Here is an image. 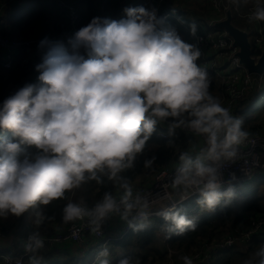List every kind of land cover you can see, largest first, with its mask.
<instances>
[{
    "label": "clouds",
    "instance_id": "clouds-1",
    "mask_svg": "<svg viewBox=\"0 0 264 264\" xmlns=\"http://www.w3.org/2000/svg\"><path fill=\"white\" fill-rule=\"evenodd\" d=\"M253 3L249 20L264 22V0ZM122 11L119 19L93 17L63 38H42L36 82H26L0 101V130L11 133L0 138V219L31 210L38 227L51 219L44 206L66 200L64 224L85 221L100 235L105 221L119 217L134 232L143 230L152 205L169 193L134 191L123 173L135 167L165 122L170 137L181 129L203 139L198 150L179 153L171 188L197 193V205L209 212L236 195L231 184L222 190L223 169L238 161L250 133L243 118L210 92L208 72L197 63L200 47L183 40L174 26H164L154 7ZM188 27L195 36L196 24ZM155 160V155L145 159L144 167ZM105 180L118 186V197L104 191L89 206L76 195L83 184ZM155 215L165 222L166 238L197 227V218L176 204ZM77 234L78 229L72 232ZM44 244L39 231L24 242L31 264H40L36 254ZM110 258L103 246L96 264H110ZM180 259L193 264L190 256ZM117 264H140V259L125 256ZM243 264H264V245Z\"/></svg>",
    "mask_w": 264,
    "mask_h": 264
},
{
    "label": "built area",
    "instance_id": "built-area-1",
    "mask_svg": "<svg viewBox=\"0 0 264 264\" xmlns=\"http://www.w3.org/2000/svg\"><path fill=\"white\" fill-rule=\"evenodd\" d=\"M51 5L52 9L49 13H53L59 16L56 23L46 29H40L34 32L32 35L26 38L12 39L0 37V68L3 71H10L16 68L17 57L20 52L25 51L32 59V67L36 63L40 62V55L37 51L38 42L45 36L49 38H63L67 34L77 30L81 26L85 25V21L82 22L83 14V0H41ZM94 6V17H107L108 16V1L109 0H91ZM119 0V5L123 8L132 6L135 7L141 2H147L150 7H154L157 10L158 17L164 18V25L170 19V13L168 8H174L178 13H188L193 23L197 26L195 36L192 35V43H196L201 49V56L198 61L206 69L214 72L215 76L220 79L224 86L226 98L223 99V105L232 110V107L239 101H241L246 93L254 87V77L252 74H248L244 68L238 64V59L234 57L236 51L231 47V41L226 36L225 32L217 30L212 27L213 22L219 21L225 17V10L228 6L233 9V17L243 20L247 27L244 29L248 33L249 41L251 43V49L253 51V57L258 58L261 51L264 49V22L250 21L249 15L254 9L253 0H245L244 6L240 7L232 0ZM15 0H7L4 6L0 8L1 13ZM193 4L198 14H192L187 11V7ZM1 19V18H0ZM243 29V28H242ZM34 58L39 60L36 62ZM20 71V70H19ZM32 82H36V77L32 79ZM166 125L167 123H162ZM201 138V137H200ZM176 167L164 168L158 171L152 179L146 181L138 180V182L130 183L134 191L139 190L141 192H167L169 193L166 199L160 200L152 205V214L149 219L156 217L155 211L159 210L163 206L176 204L177 207L182 206L194 200L198 194L191 191L183 192L178 189H172L171 178L174 174ZM264 171V135L254 134L250 135L240 146V158L232 165H229L223 169L222 174V190L229 184L233 187L240 183H244L246 179L253 178L257 171ZM234 176V178H233ZM249 180V181H250ZM167 185V187H165ZM78 191H76V195ZM117 197L119 193L116 194ZM72 198V197H70ZM91 206L92 204H88ZM199 206L194 204V209ZM192 211L186 210L185 213L190 215ZM114 218L112 217L104 222L101 227L100 235L90 232L85 221H77L74 224H66L61 230H57L51 235L42 233L37 228L30 229L22 238L20 247L13 254H5L0 252V264H23L25 260L31 256V253L24 251L23 245L28 236L33 231H39L44 237L45 244L51 248H56L59 245L71 244L77 245L85 242L88 236L94 238L92 243L97 245L94 252V259L90 264H96L97 253L103 246H109L110 241L120 239L121 235L129 230L127 223L122 221L121 230L112 237H108V231ZM78 229L76 236L72 235L74 230ZM165 234V232H164ZM264 234V213L257 214L250 218L249 221L242 227H235L232 231L227 232L219 237H214L212 240L199 241L195 244V247L190 250H175L174 248L166 249V259L162 262H149L148 264H183L180 259L182 256H190L193 260V264H210L211 260L216 254H220L226 249L241 248L247 246L254 236ZM169 238H166L168 241Z\"/></svg>",
    "mask_w": 264,
    "mask_h": 264
},
{
    "label": "trees",
    "instance_id": "trees-1",
    "mask_svg": "<svg viewBox=\"0 0 264 264\" xmlns=\"http://www.w3.org/2000/svg\"><path fill=\"white\" fill-rule=\"evenodd\" d=\"M6 1L7 0H0V8L4 6ZM244 1L245 0H239V2L235 4L243 7ZM143 5H145L146 8H151L147 2H143L139 6ZM107 7L108 18L119 19L123 16V7L119 5V0H109ZM94 14L95 11L92 1L83 0L82 18L85 19V25L91 20V18L94 17ZM180 15L187 16L186 13H180ZM1 16L0 35L6 37L9 40L15 39L10 34L7 24H3L1 22V20L6 17L5 14ZM24 18L25 17L23 14H19L18 19L14 24H12V27L19 28L17 36L21 38L30 36V33H32V31L37 28L36 26L39 23V21H37L36 23L32 24L29 18H26L23 22ZM167 25L174 26L179 35L183 33L181 30L182 27L176 21V19L168 20L164 26ZM234 25L239 28H245V25L239 26L235 23ZM191 37L192 36L188 38L184 37V39L185 41L189 42ZM34 60L36 61V58H34ZM32 62L33 59L28 54H26L25 51H22L17 57L15 69L3 71L0 68V101L12 94L19 87L23 86L26 82H32V79L37 77L38 73L31 69ZM197 63L203 67L200 62L197 61ZM206 70L210 79V92L212 94L219 93L221 98L225 100L226 93L220 79L215 76L213 71L209 69ZM253 77L254 87L251 88L246 93V96L241 101L237 102L231 110L234 115H238L243 118V127L249 131L250 135L260 134L259 131L261 130L262 125L257 119L259 115L262 116L264 114V74L261 76L253 75ZM0 138H11V133L8 130H0ZM197 139V136H194L193 134L181 129H177L175 134L170 137L167 132V126L160 124L157 126V129L153 133L150 140L146 143L143 153L138 156L135 167L126 170L123 175L127 177L129 183H134L136 181L138 182L139 179L144 182L149 179V177L154 176L161 169L169 167L172 168L174 164H178L177 158L179 153L184 150H190L196 144L195 142ZM169 140L172 142L169 143ZM153 155H155L156 160L150 167L145 168L143 164L144 160L150 158ZM254 176L253 180H255L257 176H262L259 177L256 182L261 180L264 181V171H257ZM241 187H247V185H244V183L235 185V192ZM77 191V196H82L86 202H90L92 199H99L104 191H111L114 195L119 193L118 186L107 180H105V183L102 185H97L94 181L85 183ZM241 195H244V193H236L234 198L228 204L225 205L222 201L221 205L217 206L215 210L210 212L202 211L199 207L194 209V204L196 203L198 196L194 200L183 204L179 208L182 210H191L193 214H197L198 221L196 230L185 232L183 235L179 236L173 234L168 241L165 238L162 228V225L165 222L159 216L153 217L150 220L152 223L141 231L134 232L130 228L121 235L119 240L115 239L112 243L113 247H117L122 251L118 253L113 251L111 247L109 248L111 253L110 264H117V261L125 256L139 257L140 264H148L149 260H146L147 256L142 252V250L145 251L153 242L161 243V245H167L169 248H174L175 250L181 251L183 249L187 250L189 248H194L195 244H197L199 241L212 240L214 237H216V235L219 234L218 232L221 227H226V224H228L230 221V216H232V214L235 212L240 211L236 210V198ZM66 202V200H58L47 206H44L45 215L47 217H51V219L46 220L42 225L39 226V229L44 231L45 234L51 235L54 232V229L60 228L64 224L61 219V209ZM250 208H241V212L249 210ZM30 213H32L31 210L20 216L19 220L17 221L12 220V222H9V218L0 219V233L5 235L8 234L13 228H19ZM243 213L246 212H242L239 215L235 214L236 216L234 217V220H232V223H239L243 218H245ZM263 213L264 210L255 213L254 216ZM5 221L7 222L6 224ZM47 225L51 226H49L47 229L45 227ZM14 229L12 231H15ZM28 229H30V227H28L24 232H26ZM232 229L230 231H232ZM93 241L94 239L92 237H88L86 243H92ZM261 245H264V234L254 236L247 246L226 249L220 254H216V256L213 254L210 264H243L244 260L249 258L250 255ZM61 246L62 245H59L56 248L44 246L42 249H40L36 254L41 257L40 264H90L93 261V259L90 257L84 262L74 260L72 256L66 254V251H68L67 248L65 246ZM161 257H163V255ZM23 264H31L29 258L25 260Z\"/></svg>",
    "mask_w": 264,
    "mask_h": 264
},
{
    "label": "crops",
    "instance_id": "crops-1",
    "mask_svg": "<svg viewBox=\"0 0 264 264\" xmlns=\"http://www.w3.org/2000/svg\"><path fill=\"white\" fill-rule=\"evenodd\" d=\"M141 3H143V2H141ZM141 3H139L136 6H139ZM51 9H52L51 5H49L46 2L41 1V0H15V2L12 3V5H9L4 10L5 11L4 14L6 17L3 18V20H1V22L3 24H7V28L9 30L10 34L13 36V38H15V39L21 38V37L17 36L19 28L12 27V24H14L15 21L18 19L19 14H23V16L25 17L23 19V22L26 18H29V20L32 22V24L39 21L38 25L36 26L37 28L34 29L32 31V33H30V35H32L34 32H36L40 29H46V28H48V26L52 27L56 23V21L59 19L58 15H55L53 13H49V11ZM38 60L39 59L36 58V61H38ZM195 143L196 144L194 146H198V145L201 146L199 143H197V141ZM194 146L189 151H195L196 149L194 148ZM259 177H262V176H257L256 179L252 181L253 183L248 184L247 187H241L236 191L237 194L243 192L244 195L238 196L236 198V202H237L236 210H240V211H237L234 214H232V216H230V219L234 220V217L241 213V208H250L251 207L249 209L250 211L244 214L245 218L242 219L243 221L241 220V222L236 223V224L232 223V225L230 227H228V226L221 227L219 229L218 235L226 234L227 232H229L234 227L244 226L249 221V219L252 216H254L255 211H257V210L254 207H252V204H253L254 200H261L262 197L258 196L255 193V190H257L258 186L254 189H250V185L251 184L252 185L264 184V181H262V180L256 182V180L259 179ZM240 197H247V199L244 201L243 204H239L238 200ZM96 200L97 199H92L90 202H87V203L93 204ZM262 210H264V209H262ZM183 211H186V210L184 209ZM250 213H252V214L250 215ZM189 216H194L197 218V214H193L192 212L190 213ZM33 220H34V217H33V219H31L29 221L28 225H25V226L30 227V228H34L32 226ZM197 221H198V219H197ZM121 223H122V221L119 218H114V220L111 224V227L109 228V231H108V237L115 236L121 230ZM49 226H51V225H47L45 227L48 229ZM23 227H24V225H23ZM218 235H216V237H219ZM11 241L14 242L13 245H16L17 250H18V248H19L18 245L21 242L20 238L17 237V238H13V239H8V238L5 239V235H0V245L1 246L3 243H5V242L9 243ZM113 242L114 241H110L108 248L111 247L113 249V251L119 253L121 251L119 248L110 246V244ZM64 246L68 250V251H66V254L72 256V258L74 260H80L81 262L86 261V260H84L85 257L88 260L91 255L93 256V254L96 250V247H97V245L95 243H91V242L90 243L85 242L83 244L76 245L75 246V247H77L76 249H74L73 245H67V244L62 245L61 247H64Z\"/></svg>",
    "mask_w": 264,
    "mask_h": 264
},
{
    "label": "rangeland",
    "instance_id": "rangeland-1",
    "mask_svg": "<svg viewBox=\"0 0 264 264\" xmlns=\"http://www.w3.org/2000/svg\"><path fill=\"white\" fill-rule=\"evenodd\" d=\"M179 3H182V1L181 0H179L178 1ZM82 5H83V3H82ZM144 7H145V5H143ZM146 8V7H145ZM187 9V11H189L190 13H192V14H195V15H197L198 14V11L195 9V7L193 6V4H190L189 5V7H187L186 8ZM168 12L170 13V19H176V21L181 25V30H182V32L183 33H181L180 34V37L183 39V40H185L184 39V37H190V36H192L190 33H189V24L190 23H193L192 22V20H191V18L189 17V16H185V15H180V13H178L174 8H172V7H169L168 9ZM5 13V11H3L2 13H1V15H3ZM124 15V14H123ZM187 15H188V13H187ZM169 19V20H170ZM85 21V19L84 18H82V22H84ZM239 21V22H238ZM232 22H233V24L235 23V24H237V25H239V26H243V25H246V23L243 21V20H241V19H238V18H236V16L234 15V17H233V20H232ZM243 29H247V27H245V28H243ZM184 36V37H183ZM18 39V38H17ZM190 39V38H189ZM189 43H192V41L190 40L189 41ZM214 96H216V97H218L219 99H220V101H221V103H223V99L221 98V95H219V93L217 94V93H214L213 94ZM258 121H259V123L262 125V128H261V130L259 131L260 132V135H264V114L262 115V116H258V119H257ZM197 143H199L201 146L203 145V139L202 138H199L198 137V139H197ZM201 146H194V148L196 149V150H198L199 149V147H201ZM30 150V149H29ZM173 167H177V164H174L173 165ZM255 177V176H254ZM253 177V178H254ZM253 178L250 180V178L249 179H246L245 181H244V185H248V184H250V183H253L252 181H253ZM152 179V177L150 178V180ZM250 180V181H249ZM258 186V188H257V190H255V193L258 195V196H261L262 197V199L261 200H254V202H253V204H252V207H254L257 211H255V213H257V212H261L262 211V209H264V184H260V185H250V189H254V188H256ZM78 195V194H77ZM247 199V197H240L239 198V204H243L244 203V201ZM250 210H245V211H242V212H249ZM241 212V213H242ZM245 213H243V215H244ZM252 213H250V215H251ZM9 218V222H12V220H14V221H17V220H19V218L20 217H12L11 216V219H10V216L9 217H7V219ZM31 219H33V214L32 213H30L29 215H28V217H27V219H26V221L24 222V223H22V225L18 228V227H16V229H14L15 231H10L8 234H5V239H13V238H17V237H19L20 235H21V233L22 232H24L28 227L27 226H25V225H28V223H29V221L31 220ZM243 221V220H242ZM241 222V221H240ZM7 222L5 221V224H6ZM152 223V221H150V224ZM23 225H24V227H23ZM232 225V220L230 219V221H229V223L228 224H226V226H228V227H230ZM7 236V237H6ZM13 241H11V242H5V243H3L2 244V246L0 245V248H4V247H11L12 248V250H13ZM110 246H112V243L110 244ZM77 247H75L74 246V249H76ZM168 248V246L167 245H161V243H157V242H153L151 245H149L148 246V248L145 250V251H143L142 250V252L147 256L146 257V260H149V262H156V263H159V262H162L163 260H165L167 257H166V255H165V251H166V249ZM190 249V248H189ZM189 249H187V250H189ZM121 250V249H120ZM122 251V250H121ZM163 255V257H161ZM90 258L91 259H94L93 258V256L91 255L90 256ZM84 260H87V258L85 257L84 258ZM78 261H80V260H78Z\"/></svg>",
    "mask_w": 264,
    "mask_h": 264
},
{
    "label": "water",
    "instance_id": "water-1",
    "mask_svg": "<svg viewBox=\"0 0 264 264\" xmlns=\"http://www.w3.org/2000/svg\"><path fill=\"white\" fill-rule=\"evenodd\" d=\"M233 20V9L231 6L225 10V17L215 21L212 27L226 33L231 41V47L235 48L234 57L238 59V64L245 69L248 74L261 76L264 74V49L258 58L253 57L251 43L246 30L235 26Z\"/></svg>",
    "mask_w": 264,
    "mask_h": 264
},
{
    "label": "bare ground",
    "instance_id": "bare-ground-1",
    "mask_svg": "<svg viewBox=\"0 0 264 264\" xmlns=\"http://www.w3.org/2000/svg\"><path fill=\"white\" fill-rule=\"evenodd\" d=\"M83 7V6H82ZM0 37L1 38H6V37H3V36H1L0 35ZM34 217V216H33ZM26 221V220H25ZM65 225L66 224H63L60 228H57V229H54V232L55 231H57V230H61V229H63L64 227H65ZM34 228H37L38 230H40L42 233H44V231H42L41 229H39V226L37 227L34 223H33V225H32ZM34 228H30V229H34ZM30 229H28L26 232H24V233H21V235L18 237V238H22ZM53 232V233H54ZM126 232V231H125ZM124 232V233H125ZM0 235H2L1 233H0ZM88 237H90V236H88ZM88 237H87V239H88ZM87 239L85 240V242H87ZM94 239V238H93ZM95 240V239H94ZM84 242V243H85ZM83 244V243H82ZM77 245H79V244H77ZM75 246V245H74ZM18 247H20V243H19V245H18ZM51 248V247H50ZM1 251H3V253H5V254H7V255H9V254H13L14 252H16L17 251V246L16 245H13V250H12V248L11 247H4L3 249L2 248H0V252Z\"/></svg>",
    "mask_w": 264,
    "mask_h": 264
}]
</instances>
